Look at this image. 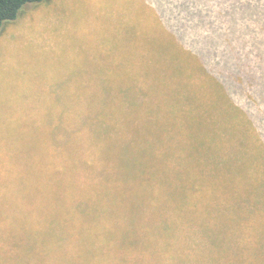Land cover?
Masks as SVG:
<instances>
[{"label": "trees", "instance_id": "trees-1", "mask_svg": "<svg viewBox=\"0 0 264 264\" xmlns=\"http://www.w3.org/2000/svg\"><path fill=\"white\" fill-rule=\"evenodd\" d=\"M43 1L0 0V30ZM160 37L170 107L147 57L153 78L54 104L44 144L0 165V264H264L230 256L241 227L264 259V0H160Z\"/></svg>", "mask_w": 264, "mask_h": 264}, {"label": "rangeland", "instance_id": "rangeland-1", "mask_svg": "<svg viewBox=\"0 0 264 264\" xmlns=\"http://www.w3.org/2000/svg\"><path fill=\"white\" fill-rule=\"evenodd\" d=\"M169 48L160 37V0H44L26 6L0 30V165L24 161L22 153L44 144L38 139L50 131L54 104L60 115L64 101L98 97V86L126 84L134 75L153 78L147 57L150 65L160 62V100L170 107L180 88L170 83L175 61ZM143 81L140 91L155 83ZM164 143L160 153L172 144ZM218 228L227 238L225 225ZM234 228L240 248L230 256L239 260L246 249L256 250L252 260L263 261L259 231Z\"/></svg>", "mask_w": 264, "mask_h": 264}]
</instances>
